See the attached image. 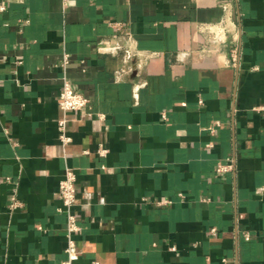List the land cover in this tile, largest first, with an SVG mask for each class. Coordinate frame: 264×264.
<instances>
[{
    "label": "crops",
    "instance_id": "0c3cea01",
    "mask_svg": "<svg viewBox=\"0 0 264 264\" xmlns=\"http://www.w3.org/2000/svg\"><path fill=\"white\" fill-rule=\"evenodd\" d=\"M0 5V264H264V0Z\"/></svg>",
    "mask_w": 264,
    "mask_h": 264
},
{
    "label": "built area",
    "instance_id": "2783aa9c",
    "mask_svg": "<svg viewBox=\"0 0 264 264\" xmlns=\"http://www.w3.org/2000/svg\"><path fill=\"white\" fill-rule=\"evenodd\" d=\"M4 5H0V9H3ZM206 31L209 33H212L214 35V38L216 40H221L222 34L225 31V27L222 23L218 25H207L205 27ZM128 40H131V38L128 36ZM116 49H123L124 56L127 59H131L133 57H138L139 53L137 48H135L133 45L129 44L124 47H122L121 44L117 43L115 45ZM234 52V50H233ZM233 58H235L233 56ZM66 62V60H65ZM120 72V71H118ZM88 98L83 95L82 93L75 91L70 82L66 77H63L62 81V88L59 93L58 98V104L62 111V116L58 120V130L60 132L59 137L61 140L66 143L70 140V137L66 134L65 125H66V112L68 110H81L84 109L88 104ZM255 110L259 111L264 115V103L254 107ZM210 145V143L208 144ZM232 168V163L229 159L227 162H219L217 164V171H226ZM75 172L70 169L66 168L64 177L61 179L59 183V190H58V196L60 200L62 201V205L67 210V222H66V230H67V239H68V245L65 249L67 253V258L63 261L62 264H73V258L76 255V252L73 250V239H72V232L78 229L74 214L71 212V208L74 204L75 198H76V186H75ZM18 205V201L15 198V196H12V203L11 206L15 207ZM212 232H215V228H211ZM245 239L249 238V234L247 232L244 233ZM170 250L175 251L176 248L174 246L169 247ZM225 261V259H223Z\"/></svg>",
    "mask_w": 264,
    "mask_h": 264
}]
</instances>
